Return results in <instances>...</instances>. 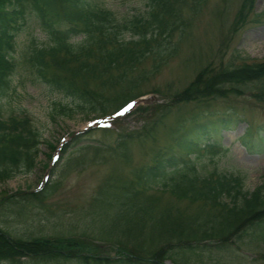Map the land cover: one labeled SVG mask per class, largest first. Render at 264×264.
I'll return each instance as SVG.
<instances>
[{
    "label": "trees",
    "instance_id": "16d2710c",
    "mask_svg": "<svg viewBox=\"0 0 264 264\" xmlns=\"http://www.w3.org/2000/svg\"><path fill=\"white\" fill-rule=\"evenodd\" d=\"M207 1L146 0L144 10L119 16L91 0H0V94L17 70L13 56L17 37L34 18L47 40L34 42L25 62L40 81L68 99L54 103L52 118L103 119L144 95L142 87L177 55L193 16L203 12ZM256 2L241 0L232 32L241 27L248 12H255ZM171 90L167 88L170 102L160 105L158 119L185 103L205 105L246 92L264 102V61H209L182 90ZM152 91L160 92L157 86ZM158 121L121 133L120 151L132 141L157 143ZM190 121L199 138L211 129L232 126L226 119L211 124L196 118ZM259 139L264 142L263 136ZM41 140L28 113L0 116V182L36 168ZM171 143L158 148L150 163L116 179L119 197L113 202L116 210L107 223L110 236L105 244L66 236L15 237L0 227V261L217 264L238 241L264 242V182L251 191L240 174L216 170L203 174L192 157L200 148L196 138ZM11 199L13 195L4 197L0 192V208L14 202Z\"/></svg>",
    "mask_w": 264,
    "mask_h": 264
},
{
    "label": "rangeland",
    "instance_id": "374dc122",
    "mask_svg": "<svg viewBox=\"0 0 264 264\" xmlns=\"http://www.w3.org/2000/svg\"><path fill=\"white\" fill-rule=\"evenodd\" d=\"M91 1L119 16L138 13L146 5V0ZM240 3L241 0H208L203 12L193 16L177 55L142 87L144 95L135 97L124 114L114 111L103 119L92 117L94 120L82 115L52 118L54 103H66L68 99L40 81L25 62L33 43L47 40L36 19L30 18L17 37L13 56L18 66L10 86L0 94V116L28 113L42 140L36 168L0 182L1 196L13 195L10 201L14 200L0 208V227L15 237L66 236L105 244L104 239L110 236L107 223L116 210L113 202L119 197L116 179L122 180L134 168L150 163L158 148L185 137L199 142L200 148L192 157L203 174L215 170L240 174L251 191L262 184L264 142L259 136L264 137V102L249 92L214 99L205 105L185 103L173 108L164 119L157 118L160 105L170 102L167 88L172 89L170 92L182 90L209 61H264V0H257L255 12H248L245 22L232 32ZM155 86L160 92L152 91ZM195 118L209 124L226 119L232 126L211 129L199 138L190 121ZM156 120L157 143L151 139L132 141L120 151L121 133L142 130ZM243 241L234 243L233 252H226L217 264H264V242ZM167 264L172 263L168 260Z\"/></svg>",
    "mask_w": 264,
    "mask_h": 264
}]
</instances>
